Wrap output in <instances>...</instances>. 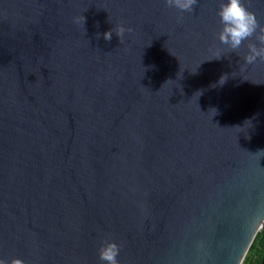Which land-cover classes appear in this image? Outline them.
<instances>
[{"label": "water", "instance_id": "95a60500", "mask_svg": "<svg viewBox=\"0 0 264 264\" xmlns=\"http://www.w3.org/2000/svg\"><path fill=\"white\" fill-rule=\"evenodd\" d=\"M223 2L0 0V260L101 264L113 242L118 264H240L264 223V60L219 42Z\"/></svg>", "mask_w": 264, "mask_h": 264}, {"label": "clouds", "instance_id": "9594fccd", "mask_svg": "<svg viewBox=\"0 0 264 264\" xmlns=\"http://www.w3.org/2000/svg\"><path fill=\"white\" fill-rule=\"evenodd\" d=\"M166 4L169 7L179 9L181 12H192L197 0H166ZM217 16L222 25V30L218 34V40L222 45L227 46L232 51H236L244 41L255 37L259 47L256 44H249L245 61L248 64H252L257 59L264 60V26L259 24L255 14L244 6L242 0H226V2L221 3ZM112 32V30L105 32L103 39L111 41ZM124 32L125 29L120 27L116 32L117 37H122ZM225 82V77H221L218 84L222 86ZM258 233H264V223L257 226L251 237L250 244ZM119 253L120 248L116 243L106 242L99 249V260L101 264H118L117 257ZM0 264H7V262L0 260ZM11 264H23V261L21 259H13ZM240 264H248L247 255L242 256Z\"/></svg>", "mask_w": 264, "mask_h": 264}, {"label": "trees", "instance_id": "16d2710c", "mask_svg": "<svg viewBox=\"0 0 264 264\" xmlns=\"http://www.w3.org/2000/svg\"><path fill=\"white\" fill-rule=\"evenodd\" d=\"M248 264H264V233H258L248 254Z\"/></svg>", "mask_w": 264, "mask_h": 264}]
</instances>
